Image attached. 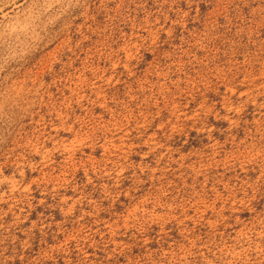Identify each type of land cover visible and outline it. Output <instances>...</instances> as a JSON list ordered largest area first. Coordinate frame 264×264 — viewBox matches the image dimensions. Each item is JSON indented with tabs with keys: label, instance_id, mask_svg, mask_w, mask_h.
Listing matches in <instances>:
<instances>
[{
	"label": "rangeland",
	"instance_id": "374dc122",
	"mask_svg": "<svg viewBox=\"0 0 264 264\" xmlns=\"http://www.w3.org/2000/svg\"><path fill=\"white\" fill-rule=\"evenodd\" d=\"M0 264H264V0H0Z\"/></svg>",
	"mask_w": 264,
	"mask_h": 264
}]
</instances>
